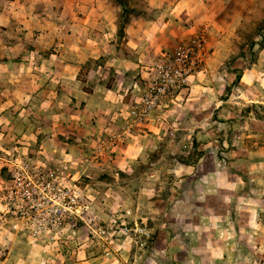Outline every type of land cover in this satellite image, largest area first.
Instances as JSON below:
<instances>
[{"label": "rangeland", "instance_id": "rangeland-1", "mask_svg": "<svg viewBox=\"0 0 264 264\" xmlns=\"http://www.w3.org/2000/svg\"><path fill=\"white\" fill-rule=\"evenodd\" d=\"M123 2L0 0V191L8 160L21 155L57 169L69 184L73 176L79 177L80 191L89 196L92 206V223L118 232L107 244L93 237L84 224H67L55 240L39 241L16 234L1 216L0 264H185L179 256L157 251L156 244L162 239L160 228L184 240L183 236L189 238L181 228L184 218L204 216L190 198L197 183H192L193 174L220 170L225 178L213 180L223 194L230 195L235 188L239 194L264 192V0ZM169 20L181 25L192 22L207 30L210 53L220 52L219 48L228 52L215 69L217 80L228 83L214 84L220 91L218 107L207 120L199 121L195 115L190 116L195 122L181 120L179 113L174 119L154 115L113 143L112 135L127 125L130 110L140 99L131 100L124 121L112 130L101 128L103 119L96 117V121L84 101L58 99L53 79L66 62L81 63L80 89L93 91L105 76L107 84L116 79L107 62L129 54L131 25ZM103 42L107 53L84 63L87 46ZM219 54H213L208 63L219 62ZM150 63L151 59L142 63L144 72ZM188 95H181L177 103ZM210 122L214 133L200 134L199 128L205 130ZM233 132L234 139L224 135ZM186 165L190 168L181 169ZM199 183L203 189L210 182L201 178ZM242 202L243 197H238V208ZM251 206L264 213L263 200H252ZM128 209L133 216H128ZM135 219L151 231L152 240L145 247L139 246L134 235L121 231L124 222L133 226ZM166 243L161 240L163 248H171L178 240ZM236 249L234 264H264V227L256 225L243 236L238 234Z\"/></svg>", "mask_w": 264, "mask_h": 264}, {"label": "crops", "instance_id": "crops-1", "mask_svg": "<svg viewBox=\"0 0 264 264\" xmlns=\"http://www.w3.org/2000/svg\"><path fill=\"white\" fill-rule=\"evenodd\" d=\"M189 24L181 25L178 21L169 20L164 23L158 22L155 25L151 22L150 26L138 21L128 29L127 47L130 49L129 54L127 53V56L123 58L116 57L112 59V63H109V60L107 62L108 65L111 64L113 66L111 70L115 72V80H110L111 83L107 84L104 82L107 78L105 76L101 82H97L93 91L85 92L80 89L81 84L78 80V70L82 65L74 59L73 62L69 61L63 65L64 68L60 72L61 75L60 73L59 75L54 74V77L57 75L58 78L53 79L56 82L53 91L58 94L60 93L56 95L60 100L74 101L76 99L84 101L87 106H91L89 114L96 121V117L100 118V120L103 119V122L99 123L103 125L101 128L108 130L117 129L120 127L122 121H124L123 119H125L126 109L131 104V100L141 99L140 96L149 76L148 71L144 72L142 63L148 59H151L152 62L162 51L168 50V48L173 49L179 42L187 38V36L189 37L194 31V28L189 27L193 23L190 22ZM208 43L207 37V51L203 68L196 75L192 76L190 85L184 93L186 95L189 94L188 97L181 104H178L177 101L183 99V96L181 98H179L180 96L177 97L171 109L165 114L171 119L176 118L179 113L183 115L181 120L189 119L190 116L194 115L198 117L199 121L201 117H206L205 119L207 120V118L216 112V108L218 107V101L216 100L220 91L216 92L218 89L214 87V84H220L221 82H219L220 79L217 80L219 77L215 69L217 70L219 66L221 67V63L228 52L226 50L221 51L222 49L219 48L220 52L219 50H214L210 53L212 47L208 46ZM107 49L109 48L105 42L100 45L87 46V51L83 54L84 63L92 58L102 57L107 53ZM216 52L220 53L219 55L221 56L219 62L208 63L209 58L213 59V54ZM221 52H223L222 55ZM220 56L218 57L220 58ZM56 70L59 72L58 67ZM92 71L90 69V75ZM139 76H141L140 79L138 78ZM19 81L21 80L19 79ZM15 83L16 81L13 82L14 85H16ZM10 88H13V86ZM175 103L177 105H174ZM60 104H62V101H60ZM194 119L195 117L190 118L191 121L195 122ZM211 128H213V122L207 123V128H204L205 130H200L201 128H199V133H207L210 136L214 133L211 131ZM235 132H233V135L229 133H224V135L231 140L235 138ZM214 140L217 141V138ZM182 168L187 170L190 167L186 165V167L182 166ZM198 174L191 176L192 183H197L193 184L196 190L193 188L194 191L191 192L193 196L190 198L195 199V204L193 205L201 208L204 216L196 219L190 218L191 216L188 219L184 218L181 228L183 233L189 236V238L183 236L184 240L174 237L171 231L160 228L159 235L161 237H159L162 239H160V243L157 242L156 250L165 252L168 256L169 253L174 255V257L179 256L181 257L180 260L184 261L185 264H234V261L237 259L236 243L238 234L239 236H243L245 231L250 230V228L256 225L264 227L262 219L264 213L261 210H253L251 206L252 200L264 201V192L256 191V194H252L245 191L243 194H239L235 188L232 194H223L219 191L218 185L214 186L213 179H224V173L214 168L207 172L208 175ZM201 178H206L210 182L207 188L206 186L203 189L201 188V183H199V179ZM200 196L204 198L201 199ZM238 197H243V202L239 203L241 204L240 208L236 205ZM191 203L187 205L190 207ZM193 209L194 207L192 206ZM162 235L166 238H163ZM161 240L168 242L166 243L168 246L172 245L175 240H178V245L175 247L172 245L171 248L170 246L169 248H163ZM177 247H180L179 250H177ZM177 252H180V254L177 255Z\"/></svg>", "mask_w": 264, "mask_h": 264}, {"label": "built area", "instance_id": "built-area-1", "mask_svg": "<svg viewBox=\"0 0 264 264\" xmlns=\"http://www.w3.org/2000/svg\"><path fill=\"white\" fill-rule=\"evenodd\" d=\"M190 37L179 42L173 49L164 50L149 66L141 99L130 110V119L123 130L112 135L113 143L124 139L136 127L148 122L154 115H165L177 97L185 93L192 76L203 68L207 51V30L191 25ZM163 119H166L163 117ZM4 183L0 191L1 216L16 234L29 235L39 241H53L58 231L71 224H84L93 237L108 243L117 235L105 226L92 223L89 215V196L80 191L79 177L72 184L55 168L46 167L21 155L8 160ZM71 174L68 175L70 177ZM133 216V210H127ZM121 231L132 234L137 243L145 247L152 234L148 227L135 219V224L124 222Z\"/></svg>", "mask_w": 264, "mask_h": 264}, {"label": "trees", "instance_id": "trees-1", "mask_svg": "<svg viewBox=\"0 0 264 264\" xmlns=\"http://www.w3.org/2000/svg\"><path fill=\"white\" fill-rule=\"evenodd\" d=\"M120 1H121V4H124L123 0H120ZM145 18H147V17H145ZM147 19H148V20H151V18H149V17H148ZM220 143H221L220 147L223 149V148H224V147H223V146H224L223 141H221ZM223 150H224V149H223ZM223 150H222V152H223ZM220 152H221V151H220ZM151 240H152V239H151Z\"/></svg>", "mask_w": 264, "mask_h": 264}]
</instances>
